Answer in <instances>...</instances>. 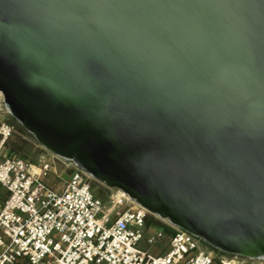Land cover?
Listing matches in <instances>:
<instances>
[{
    "label": "water",
    "instance_id": "95a60500",
    "mask_svg": "<svg viewBox=\"0 0 264 264\" xmlns=\"http://www.w3.org/2000/svg\"><path fill=\"white\" fill-rule=\"evenodd\" d=\"M0 84L88 175L264 250V0H0Z\"/></svg>",
    "mask_w": 264,
    "mask_h": 264
},
{
    "label": "built area",
    "instance_id": "2783aa9c",
    "mask_svg": "<svg viewBox=\"0 0 264 264\" xmlns=\"http://www.w3.org/2000/svg\"><path fill=\"white\" fill-rule=\"evenodd\" d=\"M13 132L0 119V264H264L148 224L128 197L101 198L80 168L63 178L51 161L10 154Z\"/></svg>",
    "mask_w": 264,
    "mask_h": 264
},
{
    "label": "bare ground",
    "instance_id": "6f19581e",
    "mask_svg": "<svg viewBox=\"0 0 264 264\" xmlns=\"http://www.w3.org/2000/svg\"><path fill=\"white\" fill-rule=\"evenodd\" d=\"M0 86L2 85L0 84ZM0 93L3 95L1 91ZM11 108L16 114V116L19 117V121L24 126L30 128L38 134V138L46 148L53 151V153L59 156L79 160L78 153L76 152L75 147H73L72 145L74 142H70L68 140L64 141L57 135L55 136L50 132L48 133L47 131H43V133H38L37 130L34 129V121L31 120L23 112L22 107L20 108L19 105L18 107L17 105H13ZM15 119L17 118L15 117ZM36 128L38 129L39 127L36 126ZM89 170L97 180L104 181L109 185L112 184L110 172L106 169L89 168ZM139 187V184L136 185V183L133 182L125 183L119 186L118 197L125 196L130 199L133 198V202L140 208L155 213L160 218L167 219L170 223L176 225L177 227L185 228L186 230L201 236L209 243L224 251H230L233 253L246 255L248 257H257L264 255V250H261L257 246H255L254 240L251 239L249 236H246L241 233L229 235L228 233H219L210 229H206L199 223L188 220L185 217H181L178 213L175 212L177 210L174 209V207H171L173 211L168 208H165L163 204L159 201V199H161L160 197H158L157 195H152L153 193H145V191H141Z\"/></svg>",
    "mask_w": 264,
    "mask_h": 264
},
{
    "label": "rangeland",
    "instance_id": "374dc122",
    "mask_svg": "<svg viewBox=\"0 0 264 264\" xmlns=\"http://www.w3.org/2000/svg\"><path fill=\"white\" fill-rule=\"evenodd\" d=\"M0 107H3L5 111L6 120L10 121L11 123L15 124L13 135L7 140L6 149L11 152L14 151L13 154L29 158L36 162L46 160L51 161L53 166L57 167L58 171L62 172L63 176H66V173H70L75 168H79L78 165L71 159H66L62 156H59L53 151L46 148L37 138V136L28 128L24 127L21 124H16L15 117H12L4 105V98L3 95L0 93ZM89 177L92 181L93 187L95 191L100 194L105 200H112L118 197L119 188L114 186L107 185L104 181H99L95 177L89 174ZM4 191V189L0 188V192ZM131 201L127 206L124 205L122 208L126 207H135L137 206L132 199L129 198ZM148 213V221L151 220L152 224L165 225L169 228L172 226L167 219H163L158 217L156 214L149 212ZM142 246H144L142 244ZM151 250H155V247H150Z\"/></svg>",
    "mask_w": 264,
    "mask_h": 264
},
{
    "label": "crops",
    "instance_id": "0c3cea01",
    "mask_svg": "<svg viewBox=\"0 0 264 264\" xmlns=\"http://www.w3.org/2000/svg\"><path fill=\"white\" fill-rule=\"evenodd\" d=\"M0 106H2V105H0ZM4 114H5V111L3 110V107H0V119H2V120H6V115L4 116ZM36 162V161H35ZM54 171H56L60 176H62L63 178H67V176H68V174L69 173H66L67 175L66 176H63L62 175V170L61 171H58L57 170V167L56 166H54ZM53 171V172H54ZM52 176H51V181H54L53 179H54V174L52 173L51 174Z\"/></svg>",
    "mask_w": 264,
    "mask_h": 264
},
{
    "label": "trees",
    "instance_id": "16d2710c",
    "mask_svg": "<svg viewBox=\"0 0 264 264\" xmlns=\"http://www.w3.org/2000/svg\"><path fill=\"white\" fill-rule=\"evenodd\" d=\"M13 150L10 152V154H13ZM98 194V193H97ZM99 196H100V194H98ZM101 198H103L102 196H100ZM152 222H151V220H149L148 221V224H151ZM158 225V224H157ZM162 228H164L165 230H167V231H170V228L169 227H167V226H165V225H160Z\"/></svg>",
    "mask_w": 264,
    "mask_h": 264
},
{
    "label": "snow or ice",
    "instance_id": "6c2138e0",
    "mask_svg": "<svg viewBox=\"0 0 264 264\" xmlns=\"http://www.w3.org/2000/svg\"><path fill=\"white\" fill-rule=\"evenodd\" d=\"M161 3H166L168 2V0H160ZM159 22H157V24L155 26H158Z\"/></svg>",
    "mask_w": 264,
    "mask_h": 264
}]
</instances>
